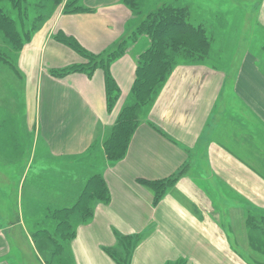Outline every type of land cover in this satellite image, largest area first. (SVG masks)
Instances as JSON below:
<instances>
[{"label": "crops", "instance_id": "0c3cea01", "mask_svg": "<svg viewBox=\"0 0 264 264\" xmlns=\"http://www.w3.org/2000/svg\"><path fill=\"white\" fill-rule=\"evenodd\" d=\"M136 2L134 9L126 0H83L88 10L72 13L57 6L21 51L16 70L23 100L0 108V264H14V238L17 251L28 253L37 246L24 228L22 234L12 231L25 227L23 214L7 220L6 191L17 184L22 204L30 170L40 177L32 182L35 188L45 177L46 208L56 221L49 234L63 240L57 231L60 210L77 203L93 176L103 177L108 200L92 201L87 219L80 213L64 215L71 224L68 233H74L68 238L74 264H121L110 251L123 248L129 238L135 243L128 264H247V219L264 205V72L250 52L240 61L232 89L242 103L240 115L220 108L225 88L219 71L205 68L204 61L186 62L176 66L144 110L126 155L112 163L104 143L132 102L138 57L148 41L139 38L111 64L120 89L111 110L103 69L92 76L53 75L87 61L58 40V33L73 37L89 53L112 51L155 11L143 12ZM164 4L175 5L164 2L158 8ZM186 166L155 204L153 190L140 181L166 179ZM15 170L22 173L18 183L12 180ZM59 245L65 253L66 245Z\"/></svg>", "mask_w": 264, "mask_h": 264}, {"label": "trees", "instance_id": "16d2710c", "mask_svg": "<svg viewBox=\"0 0 264 264\" xmlns=\"http://www.w3.org/2000/svg\"><path fill=\"white\" fill-rule=\"evenodd\" d=\"M0 0V33L7 42L11 50L22 51L25 43H29L33 39V35L42 26V21L45 19L44 12L50 8L55 9L63 0ZM2 2H8L10 9L15 11L18 20L2 6ZM134 9L136 8V0H126ZM30 5H33L30 6ZM35 6V7H34ZM52 6V7H51ZM39 9L37 16L30 20L29 11ZM88 9L80 5L78 8L71 9L69 3L65 6L66 13L87 11ZM191 11L188 6H176L164 4L154 12L148 14L138 25L133 34L115 49L104 54L89 53L84 47L78 43L76 39L58 33L56 38L61 42L69 45L78 53L87 58L88 62L93 59H98L97 63L92 66H87L88 63H82L68 68L54 70L53 75L57 77H65L72 72H83L88 76L99 68L103 69L106 78L107 104L111 110L120 97V89L110 73L111 64L118 58L123 56L130 45L135 43L141 35H146L150 40V46L138 57L136 78L131 89V97L134 99V104L126 105L114 126L110 136L104 143V148L107 156L112 161L122 159L127 152L129 143L133 133L138 125V115L142 107L153 104L162 87L167 82L168 78L177 66L178 61L183 60L190 63H200L209 58L212 50L213 39L208 35L207 28L204 25H196L190 20ZM28 22V23H27ZM33 31V34L29 32ZM0 60L5 64H10L9 56L0 50ZM88 67V68H87ZM91 67V68H90ZM87 68V69H86ZM181 172V170H180ZM179 172V173H180ZM180 175H174L166 179L156 181L140 182L154 192V203L157 204L167 190L173 186ZM108 190L101 175L93 176L83 189L79 200L72 208L60 210L61 218L57 223V231L63 234V238L73 237L74 233L69 234L71 224L68 218L64 217L65 213H80L84 219L89 218L93 214L90 204L94 200H108ZM57 218V219H58ZM249 228L250 241L253 247L260 251L264 249V212H254L247 219ZM45 231H38L36 233ZM35 233V234H36ZM51 237L52 235L49 234ZM48 236V237H49ZM41 236L40 240L43 239ZM51 238H54L53 236ZM55 239V238H54ZM133 238L124 239V243ZM133 243H130L129 259L131 256ZM51 244L58 250L59 244L56 240H52ZM53 252L51 256H55ZM110 254L115 257L121 264L122 255L116 251H110ZM51 257V258H52Z\"/></svg>", "mask_w": 264, "mask_h": 264}, {"label": "rangeland", "instance_id": "374dc122", "mask_svg": "<svg viewBox=\"0 0 264 264\" xmlns=\"http://www.w3.org/2000/svg\"><path fill=\"white\" fill-rule=\"evenodd\" d=\"M31 1L34 2V0ZM82 2L83 0H63L57 9H62V12H65L64 10L66 4L69 3L70 8L74 9L80 7V5L83 4ZM140 2L144 8L143 12L147 13L156 10L164 2H172L175 5H190L191 22L196 25H204L207 28L208 35L213 39L211 54L209 58L204 61V67L207 69L214 68L221 73V85L224 84L225 90L223 89L220 108L227 107L229 113L232 115H240L243 110L242 103L237 95H233L232 89L235 84V78L243 56L247 52H250L251 55L256 58L258 67L264 72V0H140ZM2 6L7 12H12V15L18 20L17 13L10 9L11 7L8 2H2ZM30 6L33 7V5ZM53 8L44 12L45 19L42 21V26L36 30L35 33L33 31L29 32L30 35L34 33L33 37H35V35L45 28L46 24L55 14L54 10H56V8ZM33 9L35 10L29 11L30 20L35 18L39 11V9ZM139 38L142 41L141 43H144L143 41L147 40L150 45V40L146 35H141ZM29 43H25V46ZM0 50L9 56V60L11 61L10 64H5L0 60V108H2L1 111H3L5 109L4 107H10L11 105L20 103L23 100V96H21L23 81L17 76L16 70L21 56V51L11 50L9 44L4 41L1 33ZM97 61H99V58L93 59L91 62H88L87 60L85 63H88L87 66L89 67L97 63ZM185 63V61L180 60L178 61L177 66ZM131 99L132 102L129 101L127 105L134 104V99L132 97ZM146 107L147 106H144L140 109L138 122L145 118L146 111L144 112V110H146ZM7 114L9 115L10 112ZM253 119V121H255L257 120V117L254 115ZM30 140L31 139L29 138V141ZM257 142L260 144L259 140H257ZM105 154L107 156L106 151ZM107 159L111 163L115 162L110 160L108 156ZM186 170L187 166L182 168L181 172L179 171L180 173L178 172L176 175H180L181 173L185 174ZM21 174L20 170H15L12 180L14 181L16 179L18 183V180L21 178ZM39 178H36L33 175V170L29 171L23 189L22 204L21 201L19 202L18 200V192L15 189L17 184L11 185V187L6 191V195L8 196L7 200L10 205L7 209V220L12 219L13 221H16L18 220V215L20 216L23 214L25 222V227L20 225L12 231L14 234H22V231L25 233L23 230L24 228L29 232V234H31V238L34 239V242L37 245L36 247L31 248L28 253H23L17 251V241H15L14 238L13 263L74 264L72 256L71 259L69 256L68 240H63L62 238L55 236V234H51L55 238L54 239L47 233H34L37 230L45 231L44 229L51 233L56 227V221L49 216L48 209L46 208V203L49 202V199H47V192L44 190L45 177H42L41 181H43V183L39 187L37 186V188H35L36 183L32 185V182H37ZM262 206L263 207L254 209V211L259 213L264 212V205ZM225 216L226 214H222V217ZM58 233V235H61L60 232ZM42 235H47V237H43V239L40 240ZM52 240H56L57 244H64V247L66 245L65 253L63 250H57V246L54 247V245L51 244ZM131 242L133 243L132 239L124 243V248L116 250L117 254L122 255V262L124 263H128L130 254L128 247L130 248ZM248 242L251 247L249 248V253L246 256H243L244 261L247 264H264V249L257 251L251 244V241L248 240ZM53 252H56V254L52 257L51 254Z\"/></svg>", "mask_w": 264, "mask_h": 264}]
</instances>
